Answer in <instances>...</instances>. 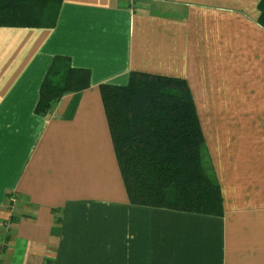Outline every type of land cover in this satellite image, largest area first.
Listing matches in <instances>:
<instances>
[{"label": "crops", "instance_id": "0c3cea01", "mask_svg": "<svg viewBox=\"0 0 264 264\" xmlns=\"http://www.w3.org/2000/svg\"><path fill=\"white\" fill-rule=\"evenodd\" d=\"M261 0H54L53 26L0 25V264H264ZM88 86L37 111L51 63ZM192 90L220 216L133 204L102 84Z\"/></svg>", "mask_w": 264, "mask_h": 264}, {"label": "trees", "instance_id": "16d2710c", "mask_svg": "<svg viewBox=\"0 0 264 264\" xmlns=\"http://www.w3.org/2000/svg\"><path fill=\"white\" fill-rule=\"evenodd\" d=\"M58 2V0H55ZM264 27V0L258 5ZM54 0H0V25L53 26ZM89 71L66 56L51 63L37 111L89 84ZM109 128L131 203L223 214V195L186 79L133 71L126 85L102 84Z\"/></svg>", "mask_w": 264, "mask_h": 264}, {"label": "bare ground", "instance_id": "6f19581e", "mask_svg": "<svg viewBox=\"0 0 264 264\" xmlns=\"http://www.w3.org/2000/svg\"><path fill=\"white\" fill-rule=\"evenodd\" d=\"M131 1H134V0H131Z\"/></svg>", "mask_w": 264, "mask_h": 264}]
</instances>
